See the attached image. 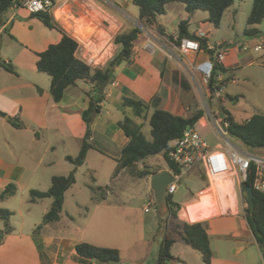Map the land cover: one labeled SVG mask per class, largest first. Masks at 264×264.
Returning a JSON list of instances; mask_svg holds the SVG:
<instances>
[{
	"label": "crops",
	"instance_id": "crops-1",
	"mask_svg": "<svg viewBox=\"0 0 264 264\" xmlns=\"http://www.w3.org/2000/svg\"><path fill=\"white\" fill-rule=\"evenodd\" d=\"M90 1L94 3V0ZM68 4L61 10H65ZM8 12H11L9 19L6 18ZM8 12L0 24V57L2 61L14 65L16 74L0 67V111L6 114L0 116V194L9 184H14L17 191L9 199L0 201V209L7 208L13 216L18 214L21 222L17 227L13 226V232L0 245V264H103L80 257L75 249L80 242L118 249L122 260L118 264H158L161 241L171 228L162 229L164 218L163 215L159 217L156 208L151 189L152 175L143 179H133L126 171L115 175L117 161L129 143L118 123L128 112L123 105L124 97L145 102L151 115L156 110H163L189 116V106L185 107V90L181 86L183 68L160 50L152 53L142 49L143 44L140 47L135 45L131 60L115 69L113 80L103 91L105 99L91 125L89 142L92 147L87 152L85 163L75 167L66 158L78 156L81 150L87 132L83 113L89 107L88 94L96 96L95 86L79 81L66 89L61 102H55L50 93V77L37 69V53L59 43L61 33L46 27L26 9L12 7ZM55 17L57 14L54 16L56 20ZM18 18H21L22 24H12ZM25 18L30 20L26 22ZM61 18L62 15L57 17L59 21ZM103 25L107 30L113 29L111 24ZM98 27L97 33L107 31L103 27L101 30L100 25ZM151 29L157 37L166 40L169 36L178 37V29L168 33L157 20ZM119 30L108 33V41L98 36L85 48L79 47L77 57L86 64V58H96L99 65L93 68L104 69L120 48L113 43L114 37L131 29ZM67 32L72 34L68 29ZM199 32L203 31L198 28L190 33L198 35ZM6 33L9 36L8 46H12V41L18 45L12 46L15 48L11 56L5 55L1 47ZM208 45L212 46L209 41ZM212 55L203 52L196 60L205 61ZM234 62L225 58L221 64L227 73L220 74L236 79V72L231 70ZM148 114L146 118L134 117L133 121L142 124L136 119H147ZM11 120H18L23 127H14ZM207 127L209 123L203 117L197 128L200 131ZM221 147L219 140L211 148ZM143 166L150 167L154 173L171 171L169 167L162 166L154 169L146 160L139 168ZM194 170L180 178L171 197L180 206L179 221L206 225L213 254L211 264H264L261 249L246 218L245 206L241 204L238 176L233 173L221 178L225 183L230 182L225 191L234 196V202L229 205L225 192L217 184L218 180L206 177L203 169L196 176ZM71 173H75L76 182L65 193L60 221L43 225L37 230L36 226L43 223L52 200L31 203L30 191H48L53 177ZM92 177L96 186L111 187L104 201H92L88 187ZM197 177L201 185H198ZM129 178L132 181L142 180L143 186H146L147 204L144 207L134 206L122 199ZM179 183L184 187L180 193ZM147 205L150 207L148 212ZM152 206L156 214H152ZM172 236L176 237L171 247L172 259H167L169 262L166 260L164 264H205L201 254L182 241L178 234L172 233Z\"/></svg>",
	"mask_w": 264,
	"mask_h": 264
},
{
	"label": "trees",
	"instance_id": "trees-1",
	"mask_svg": "<svg viewBox=\"0 0 264 264\" xmlns=\"http://www.w3.org/2000/svg\"><path fill=\"white\" fill-rule=\"evenodd\" d=\"M17 0H0V22L3 16L13 7ZM237 0H132L139 7V19L141 25H153L156 23L157 17L166 14V6L170 3H180L186 7L189 14L196 11H205L209 15V22L215 27H219L224 13L231 8ZM244 1V0H238ZM33 18L39 19L46 27L56 29L62 35L59 43L50 45L45 51L37 53L39 57L37 61V69L39 72L47 74L51 79L50 93L55 102H61L65 91L70 86H75L79 81H86L95 86L96 96H91L89 107L83 113V119L87 125V132L83 140L81 150L76 157L67 156V160L75 167H80L85 163L88 150L92 147L91 125L94 118L100 112V104L104 101V93H99V87L106 80H113L115 69L122 63L129 62L133 56V49L136 41L141 35L138 27L132 28L130 31L117 34L113 43L119 46V51L109 61L104 69L93 68L77 57L79 50L78 41L71 36L49 13L33 14ZM264 23V0H254L252 11L248 18L249 27ZM159 31L164 34V30L159 27ZM249 34L257 33V30H249ZM184 38L196 39L201 43V49L210 55L213 51L208 48L207 38H199L196 34L190 33L189 23L182 22L178 26V37L175 41L173 36H169L171 41L177 44ZM0 67L15 73L16 69L12 63L2 61L0 57ZM220 73H227L225 67L216 64L215 76ZM215 80L213 78L212 83ZM181 86L183 90L190 89L188 83L182 77ZM232 101H236L233 98ZM123 105L130 108L133 116L137 118H146L149 106L145 102L135 98H123ZM225 120L228 122L227 131L229 135L245 146L261 151L264 153V114L256 113L249 120L244 122H236L229 112L223 109ZM0 116H6L0 111ZM204 116V112L199 110L187 117L174 115L163 110H156L150 117L149 124L151 126L152 140L148 141L143 132L142 124H137L130 117L118 123V126L124 131L129 139V143L123 148L121 157L117 161L118 166L115 175L121 171H126L133 179H143L151 176L154 172L150 167L139 165L144 163L150 157L164 154L168 167L178 174L180 170L169 158V152L174 149L177 142L181 139L183 133L189 127H197V123ZM16 128H22L23 125L18 120H11ZM75 173L68 176H55L52 178L51 187L48 191L42 192L37 190L30 191V202L36 203L45 199L52 200L50 210L44 215L43 225L52 224L60 221L65 193L75 184ZM96 181L92 177L88 185L92 201L94 203L101 202L111 191L110 186H96ZM253 186L252 181L242 184V193L247 201L244 186ZM17 188L14 184H9L0 194V201H5L16 194ZM248 203V201H247ZM179 204L172 200L168 195V210L164 219L162 229L166 232L159 248L158 264H164L167 259H172L171 247L176 241V237L172 233L178 234L179 238L191 248L199 252L205 264H211L212 250L210 247V239L206 225L202 222L187 223L179 221L178 210ZM13 212L7 209H0V219L4 221V228L0 230V245L3 244L7 236L13 232L10 224ZM159 217L162 215L159 214ZM164 218V217H163ZM246 218L255 239L261 249L264 258V195L254 191V210L250 211V205L246 209ZM77 254L87 260L96 261L98 263L110 264L121 263L120 251L116 248L101 247L86 242H80L75 247Z\"/></svg>",
	"mask_w": 264,
	"mask_h": 264
},
{
	"label": "rangeland",
	"instance_id": "rangeland-1",
	"mask_svg": "<svg viewBox=\"0 0 264 264\" xmlns=\"http://www.w3.org/2000/svg\"><path fill=\"white\" fill-rule=\"evenodd\" d=\"M253 3L254 0H237L224 13L219 27H215L209 22L207 12L196 11L194 14H189L186 7L180 3L168 4L166 6V14L157 17V22L161 23L168 33H173L177 30L180 23L188 22L190 32H194L200 28L206 33V38L210 44L215 45L219 42H225L230 48L229 55L226 58H231L235 61L231 70L236 72L237 82L227 84L223 98L221 99L209 92L208 86L201 80L196 82L186 66L182 71L183 78L190 87L184 93L185 107L189 106V111L187 112L190 114L199 110L204 112L203 117L208 121L209 127L201 128L200 132H202L201 135L210 147L215 145L219 141V138L217 137V131H215L211 120L207 117L209 112L219 114L223 118L225 115L223 109H225L236 122L245 121L256 113L264 114V51L257 52L254 49L264 38V23L252 27L248 26L247 21L252 11ZM6 15V18L9 19L11 12H8ZM55 18L57 21V17ZM25 20L27 22L30 18H25ZM21 22H23L21 18H18L12 24H22ZM58 22L66 31L68 29L82 42H86L94 32L97 33L99 25L101 29V27L106 28L103 24H111L113 26V29H110L111 31L106 28L108 32H104L101 29L102 31L97 33L98 36L105 39L104 41H108V33L114 30L117 31V29H120L119 31L121 32L122 30H129L139 26V7L132 0H94V3L90 0H71ZM252 29L257 30V33L249 34L248 31ZM159 37L164 43L167 42L165 38ZM2 40L3 44L1 42V47L5 55H13L15 47L12 46L18 45L11 40L12 46H8L9 36L7 33L3 35ZM144 40L145 37L141 35L135 45L140 47ZM180 57L186 63L193 59L189 55H180ZM233 98H236V101H232ZM150 115L149 113L147 119H136V121L143 124L142 132L148 141L152 140L151 126L149 124ZM126 117L135 119L130 108H128ZM227 138L232 144L244 152L248 154L255 152L254 149L245 146L237 139L231 136ZM146 161L154 169H157L158 166L168 167L164 154L150 157ZM194 169L197 174L196 176H199L202 168L198 166ZM198 178L196 181L198 185H201V180ZM233 178L236 180V177ZM126 183L122 199L134 206L144 207L147 204V199L145 196L146 186H143V181H132L129 178ZM183 188L182 183H179L178 193L183 192ZM241 196V204L245 206L244 209L246 210L248 203L242 193V187ZM147 206L149 207V205ZM155 212L154 206H152V214H156ZM163 217L165 220L168 218L166 215H163ZM10 222L12 227H17L21 222L20 216L18 214L12 216ZM42 226L43 223L40 222L37 224L36 229L40 230ZM3 228L4 221L0 219V230Z\"/></svg>",
	"mask_w": 264,
	"mask_h": 264
},
{
	"label": "built area",
	"instance_id": "built-area-1",
	"mask_svg": "<svg viewBox=\"0 0 264 264\" xmlns=\"http://www.w3.org/2000/svg\"><path fill=\"white\" fill-rule=\"evenodd\" d=\"M70 0H17L14 9H26L30 14L49 13L55 16ZM138 28L141 35L145 37L142 49L155 53L156 50L164 52L169 59L176 60L181 68L186 66L190 74L196 82L201 80L208 86L209 92L214 94L217 98H223L224 90L229 81L235 83V78H225L223 75L218 74L215 76L216 64H221L226 56L229 54L230 48L225 42H219L208 48L213 51L212 58L205 61H197V56L204 51L201 49L199 40L184 38L177 44L175 41L164 43L159 37L156 36L151 29V25H141ZM76 34V33H75ZM199 38H205L204 32H199ZM98 38L96 32L89 37L86 42H82L79 38L78 41L80 48H85L87 43ZM255 51H264V39L255 48ZM180 55L193 56L190 62L186 63ZM88 65L96 67L99 63L96 58H86ZM188 65V66H187ZM198 77V78H197ZM200 78V79H199ZM215 80L212 83V80ZM207 117L211 120L217 137L222 143L221 148H211L204 137L201 135L197 127H189L184 131L181 139L177 142L173 150L169 152V158L178 167L180 172L175 174V182L168 187V195H171L176 190V183L189 171L200 166L206 177L211 180H218L226 175L235 173L238 176V184L242 187L243 183L252 181L253 191L264 195V153L255 151L248 154L232 144L228 140L229 133L227 131L228 122L225 117L209 112ZM223 124V125H222ZM150 207L146 208L148 212Z\"/></svg>",
	"mask_w": 264,
	"mask_h": 264
},
{
	"label": "water",
	"instance_id": "water-1",
	"mask_svg": "<svg viewBox=\"0 0 264 264\" xmlns=\"http://www.w3.org/2000/svg\"><path fill=\"white\" fill-rule=\"evenodd\" d=\"M110 80H106L100 87L99 92L103 93L104 89L108 86ZM175 182V177L170 170H163L152 174L151 177V189L154 192L156 201V208L160 215L166 214L168 210V187ZM245 194L248 204L250 205V211L254 210V191L251 186L245 185ZM169 262V260H167Z\"/></svg>",
	"mask_w": 264,
	"mask_h": 264
},
{
	"label": "bare ground",
	"instance_id": "bare-ground-1",
	"mask_svg": "<svg viewBox=\"0 0 264 264\" xmlns=\"http://www.w3.org/2000/svg\"><path fill=\"white\" fill-rule=\"evenodd\" d=\"M65 10H61L57 13V17H60L62 15V13L64 12ZM227 182V181H226ZM218 186L223 189V191L225 192V195H226V198L227 199V202H229V205H232V202H234V196L233 195H230V193L228 191H225V189L227 187H230V182H227L225 183L224 181H222L221 179H218V182H217ZM227 193H228V196H227Z\"/></svg>",
	"mask_w": 264,
	"mask_h": 264
}]
</instances>
